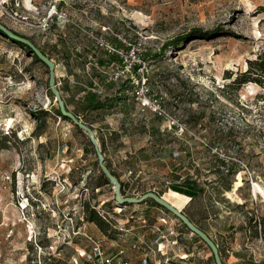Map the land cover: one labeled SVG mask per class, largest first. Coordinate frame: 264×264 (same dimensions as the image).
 <instances>
[{"label":"rangeland","instance_id":"1","mask_svg":"<svg viewBox=\"0 0 264 264\" xmlns=\"http://www.w3.org/2000/svg\"><path fill=\"white\" fill-rule=\"evenodd\" d=\"M0 22L54 62L68 110L92 128L99 145L103 140L123 196L153 191L212 234L222 230L227 255L244 254L228 264H264V198L257 188L264 191V87L226 88L227 74L244 71L264 50V0H0ZM195 28L205 35L165 47ZM119 34L131 45L121 44ZM95 38L134 50L149 92L183 124L180 136L164 117L140 110L131 83L109 80L119 60ZM140 74L133 71L134 78ZM47 79L46 66L0 35V264H71L89 247L82 232L107 253L121 247L123 257L140 262L144 243L158 233L152 225L171 241L178 221L150 200L115 202L87 134L55 113ZM90 101L104 105L91 108ZM83 202L129 231L101 232L82 220ZM254 208L260 227L249 215ZM77 226L81 233L74 234ZM148 250L151 264L185 260L170 248ZM208 252L195 249L188 262L209 264Z\"/></svg>","mask_w":264,"mask_h":264},{"label":"built area","instance_id":"2","mask_svg":"<svg viewBox=\"0 0 264 264\" xmlns=\"http://www.w3.org/2000/svg\"><path fill=\"white\" fill-rule=\"evenodd\" d=\"M56 9V4H53L47 14L48 17H50ZM119 41H121V44H124L125 46H130V42L127 41V38L123 36V34H119L118 36ZM96 43L99 47L106 50V52L110 54L117 55L119 57V63L115 64V66L111 69L109 72V80L112 81H119L121 83L127 82L131 83V94L134 97V99L137 101L140 110L141 111H150L158 116L164 117V119L167 121V123L174 129V132L177 136H180L184 131L183 124L179 123L173 116L169 115L160 105L159 100L154 97L153 94L149 92V89L146 85V78L144 76V71L141 68V60L139 58H136L134 54V50L125 51L124 48L116 47L113 43L104 40L102 38H95ZM137 67V68H135ZM133 71L139 72L141 71V74L138 76V78L133 77ZM253 188V185H252ZM260 195V194H259ZM261 196V195H260ZM262 198V196H261ZM263 200V198H262ZM264 203V200H263ZM120 211V209H117ZM100 214L105 218L106 220H110L108 216L100 212ZM249 215L253 217L254 221L258 222L260 227V218L258 216L257 208L252 209V212H249ZM110 217V216H109ZM130 218L134 219V215H130ZM137 220H141L142 223H147L146 218L142 217H136ZM111 221V220H110ZM161 223H166L165 217H160L159 221ZM111 226L114 229H118L121 231L128 232L129 229H124L123 225L120 224V222H115ZM153 229L158 231L157 236L154 240L155 252H159L163 254L164 249H169L172 244L177 243V240H171L169 241L166 237L164 232L160 229L159 224L158 225H152ZM75 228V225L73 226ZM80 226H77V231L73 232L74 234L81 233L79 231ZM85 238L89 241V247L88 249H84L83 251H78V259L73 258V262L71 264H149L148 261L143 260L140 262H134L129 257H123L124 249L119 247L117 249V252L115 253H107L102 243L99 239H95L92 236L88 235L85 232H82ZM169 241V242H168ZM139 241H135L133 243V247H140ZM152 251V252H154ZM80 262V263H79Z\"/></svg>","mask_w":264,"mask_h":264},{"label":"water","instance_id":"3","mask_svg":"<svg viewBox=\"0 0 264 264\" xmlns=\"http://www.w3.org/2000/svg\"><path fill=\"white\" fill-rule=\"evenodd\" d=\"M4 34L7 39L21 42L22 44L29 47V53L31 55H36V57L46 65L48 69V79L47 84L48 88L54 96V99L57 101V106L62 116L66 117L72 124L76 127L80 128L85 134H87L90 143L92 144L95 155L97 157V164L100 171L105 175L109 183L111 184L114 191V200L118 204H126L133 203L138 204L144 201L145 199H152L157 204L162 206L164 209L168 210L172 215L176 216L186 227L187 229L197 235L201 241L208 247L210 253L213 256L214 264H224L218 250L216 243L208 236L206 232H204L201 228H199L194 222H192L186 214H184L180 208L166 200L163 196L153 192L147 191L141 194L138 197L132 196H123L121 193V183L120 181L110 172L105 164V157L101 152L100 145L96 139L95 133L92 128L81 121L73 112L66 109L65 102L60 94V91L56 85V77L54 62L45 55L32 40L26 36H23L14 30L8 28L6 25L0 22V34Z\"/></svg>","mask_w":264,"mask_h":264},{"label":"trees","instance_id":"4","mask_svg":"<svg viewBox=\"0 0 264 264\" xmlns=\"http://www.w3.org/2000/svg\"><path fill=\"white\" fill-rule=\"evenodd\" d=\"M198 33H201V34H198ZM202 33L203 32H201V30H199L197 28L190 29L188 32L179 34L176 37L166 41L165 42V47H167L168 45L177 46L180 43H183V42L185 43L188 40L197 38V35H205V34H202ZM0 35H2L3 37L6 38V36L4 34L1 33ZM11 41L16 43L17 45H19L21 48L27 49L29 51V47L24 45V44H22L21 42L14 41V40H11ZM41 51L46 55L45 51H43V50H41ZM33 57L37 61L41 62L36 57V55L33 54ZM111 57H112V59H118L119 60V57L117 55L111 54ZM42 64L44 66H46L44 63H42ZM135 68H137V67H135ZM226 78L231 79L229 84H226V88H229L230 86H235V89H239V87L242 84L246 83V82H255V83H258V84L262 85V87H264V50H262L256 56V58L254 60H251V59L247 60V68L244 71H237L234 76H232V74L229 73V74H227ZM47 89H48V94H49L50 98L54 99L53 94L51 93V91L48 88V84H47ZM91 103H92V105H94V106H91V108H101L104 105V104H101L100 102H97V101H95V102L94 101H90L88 103V105H90ZM65 106H66V109H68L66 104H65ZM55 113L58 116H60L62 119L68 120L66 117L61 115V113L59 111V108H57ZM76 128L78 129V131L83 132L80 128H78V127H76ZM4 147L5 146H0V149L4 148ZM89 149H90L91 153L95 154L94 148H93V146H92V144L90 142H89ZM100 149H101L102 154L105 156L103 140L102 141L100 140ZM105 161H106V158H105ZM106 166L110 170V172L117 178L116 174L111 170L110 165L107 163V161H106ZM226 170H227V172L231 171V173H234V174H237L239 172V169H237V170H232V169L229 170L227 168ZM100 178L102 179L103 183L110 184L109 181L107 180V178L105 177V175L102 172L100 173ZM121 192H122V184H121ZM189 196L192 197L191 195H189ZM147 200H150L156 206L163 208L162 206L157 204L154 200L148 198L145 201H147ZM126 204H129V203H126ZM126 204H123V205H126ZM130 204H133V203H130ZM164 210L167 213H170L168 210H166V209H164ZM173 217L176 218L181 223V226L185 230H188L187 227L176 216L173 215ZM84 219L87 222H91V223L95 224L98 227V229L101 232H103V233H110L111 228H113L111 226V221L110 220H106L105 218H103V216L100 214V211L96 210L93 206H90L88 202H83V204H82V220H84ZM248 219L250 221V217ZM195 236H196V238L198 240H201L197 235H195ZM209 258L214 263L212 254L210 255ZM186 262H188V259L186 260ZM186 262L183 263V264H187ZM188 263L193 264L192 262H188Z\"/></svg>","mask_w":264,"mask_h":264},{"label":"crops","instance_id":"5","mask_svg":"<svg viewBox=\"0 0 264 264\" xmlns=\"http://www.w3.org/2000/svg\"><path fill=\"white\" fill-rule=\"evenodd\" d=\"M188 218L194 222V224H196L199 228H201L204 232H206L208 234V236H210V238L216 243L217 247H218V250L220 252V255H221V258H222V261L224 264H228V262L230 263V261H232V259H241L243 260L244 258V254L243 252H237L236 253V256L237 257H234V256H228L227 254L229 253V249H230V246H229V243H228V238H225L223 240V237L221 235V233H224L222 232V230L220 229H217L213 232V234L208 231L206 228L200 226L196 221H194V219H192V217L190 215H187ZM176 219V218H174ZM177 220V219H176ZM157 221H159V218H157ZM178 221V220H177ZM170 222L172 223L173 222V219H170ZM161 224V223H160ZM229 225V223H227V226ZM175 230H177L176 233H173V235L169 234V238L170 239H173L175 237V239L177 240H180V242H178V245L174 246L176 248V250L173 248V246L170 247V250L172 251V253L174 254L172 257H183V258H180V259H189V260H195V256H193L194 252H195V249L197 248H203V247H206V245L201 241V240H198L196 238V236L189 232L188 230H186V232H183V227L181 226V223L178 221L176 224H175ZM224 225L222 226V229ZM161 228L163 230H169L170 228L168 227H165V225H162L161 224ZM187 233H190V234H187ZM194 235V239L191 238V236ZM157 234L154 236L153 240L151 239H148V241H146L144 243L143 246H145L142 250V254L140 256V261H143V260H146L148 261L149 264H151L150 262L153 260L154 261V258H152L150 255H149V250L148 249H152L151 251H154V248H155V244H154V240L156 238ZM186 237H190V240H186V241H182V239H185ZM192 239V240H191ZM227 240V242H226ZM155 252V251H154ZM211 255V253L208 252V256H206V261L207 263L209 264H213L212 260L209 258ZM179 260V259H178ZM185 260H179L180 262H183L185 263ZM228 261V262H227ZM193 263V262H192ZM157 264V263H156Z\"/></svg>","mask_w":264,"mask_h":264},{"label":"bare ground","instance_id":"6","mask_svg":"<svg viewBox=\"0 0 264 264\" xmlns=\"http://www.w3.org/2000/svg\"><path fill=\"white\" fill-rule=\"evenodd\" d=\"M257 188H258V192L260 193V195L264 198V191L262 190V188L257 185ZM167 200V199H166ZM170 202V201H169ZM173 204V203H172ZM179 208V207H178Z\"/></svg>","mask_w":264,"mask_h":264}]
</instances>
